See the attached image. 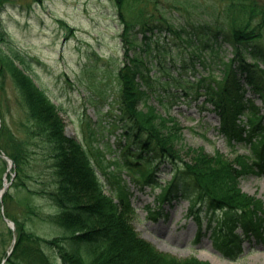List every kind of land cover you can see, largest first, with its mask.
Returning <instances> with one entry per match:
<instances>
[{
    "label": "trees",
    "instance_id": "16d2710c",
    "mask_svg": "<svg viewBox=\"0 0 264 264\" xmlns=\"http://www.w3.org/2000/svg\"><path fill=\"white\" fill-rule=\"evenodd\" d=\"M19 1L0 0V11ZM112 1L123 26L119 37L124 49L123 59L113 71V101L119 111L117 118L124 122L123 133L131 142L120 147V159L111 158L112 170L106 171L107 166H102V175L111 187L107 190L109 194L104 192V180L84 145L66 135L58 107L28 73L32 59L10 42L0 28V90L8 80L14 84L16 103L24 116L19 123V133L23 134L20 137L12 134L0 114V145L8 139L6 154L15 166L11 186L25 188V179L29 177V145L33 139L40 138L50 147V157L54 160L50 197L57 210L45 218L54 229L49 239L28 232L22 222L13 220L15 242L10 256L5 257L7 264H17L22 259L54 264L52 255L59 264H208L194 257L179 260L169 256L139 236L132 225L134 213L129 188L116 173L120 168L126 170L133 186H158L159 202L185 196L193 205L203 204L223 211L221 231L213 239L223 256L234 259L244 238L254 237L264 243L263 203L240 189L242 178L259 174L264 165V42L261 23L253 25L256 14L264 11L230 0L226 18L230 21L229 29L223 28L224 21L215 20L197 27L192 25L193 31L188 32L161 19L159 25H152L143 9L133 14L128 0ZM28 2L30 6L42 0ZM126 12H130L128 17ZM161 30L179 38L184 32L186 39L202 40L201 53H195L191 60L183 58L170 71L165 56L152 53L146 39L138 36L139 32L154 35ZM149 38L152 42L158 40ZM207 39L211 44L204 41ZM218 39L231 48V56L226 60L221 44L215 43ZM129 51L132 53L128 56ZM204 52L209 54L206 65H215L220 77L209 74L210 66L208 76L183 79L181 74L196 68L194 59L205 65ZM245 86L259 99L260 106L252 97L243 95ZM153 94L164 95L168 101L194 102L199 111H216L225 138L248 142L253 148L252 158L241 155L229 160L220 152L208 155L199 149L177 147L180 127L166 112L168 117H163L147 103L146 97ZM241 122L244 125L240 126ZM160 165L168 166L167 179L155 178ZM10 196L9 192L4 194L3 205ZM26 210L37 214L30 203L26 204Z\"/></svg>",
    "mask_w": 264,
    "mask_h": 264
},
{
    "label": "rangeland",
    "instance_id": "374dc122",
    "mask_svg": "<svg viewBox=\"0 0 264 264\" xmlns=\"http://www.w3.org/2000/svg\"><path fill=\"white\" fill-rule=\"evenodd\" d=\"M232 1L128 0V3L132 4L133 14L143 9L152 25H159L158 20L161 19L176 29L183 27L192 32V25L210 24L215 20L224 21L223 28L229 29L230 21L226 18ZM236 1L264 11V0ZM117 11L112 0H42L30 6L28 0H20L6 5L0 11V28L5 31L10 42H14L32 59L28 73L58 107L66 135L84 145L99 171H102V166L112 170L111 158L120 159V147L131 142L123 133L124 122L117 118L119 111L113 101V71L124 56L119 37L123 26ZM259 23L262 25L264 42V12L253 18V25ZM180 34L181 38L161 30L154 35L139 32L138 36L146 39L152 53L165 56V65L173 72L175 63L179 64L183 58L191 60L195 53L202 51V40L186 39L184 32ZM150 36L158 40L152 42ZM204 41L211 44L210 39ZM215 43L221 44L225 60L231 56L227 42L218 39ZM131 53L129 51L128 56ZM203 57L206 59L205 65L194 59L195 72L187 71L181 77L193 80L195 75L208 76L207 68L211 66L209 74L219 78L216 66L206 65L209 54L204 52ZM249 94L245 92L246 97L251 96ZM146 98L147 103L153 105L161 116L166 117L167 113L177 121L181 130L177 147L199 149L208 155L220 152L229 160L241 155L252 158L253 148L248 143L229 142L224 138L219 131V114L199 112L193 102L168 101L164 95L153 94ZM253 99L259 105V101ZM16 100L14 84L8 80L0 90V114L12 134L23 137L19 133V123L24 116ZM8 144L6 139L0 145V190L8 183L6 194H11L3 209L0 205V264H7L5 257L10 256L13 248V220L22 222L28 232L49 239L54 235V229L45 218L57 212L50 197L54 181V160L50 157V147L40 138L30 142L29 177L25 179V188H13L15 166L4 159L6 152H9ZM167 168L160 165L155 178L167 179ZM262 169L259 175L252 173L242 178L240 188L251 196L255 195L264 205V166ZM117 173L122 180L129 178L124 169ZM99 176L104 180V190L110 189L106 176L101 173ZM159 193L158 187L136 186L132 188L131 195L134 208L132 225L139 236L155 249L179 260L194 257L208 264H264V244L253 239L243 242L242 251L231 260L221 256L214 248L211 234L221 231L224 220V214L220 211H209L205 206H200L197 211L198 206L191 210L190 202L183 198L157 205ZM27 203L32 205L37 214L27 212ZM4 216L14 224L6 222ZM51 259L54 264L60 263L53 255ZM16 263L36 264L33 259H22Z\"/></svg>",
    "mask_w": 264,
    "mask_h": 264
}]
</instances>
